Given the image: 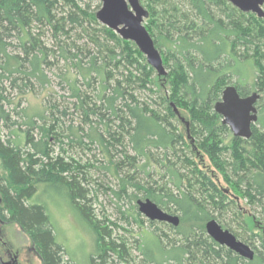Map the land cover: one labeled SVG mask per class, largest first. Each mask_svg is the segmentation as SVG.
Returning <instances> with one entry per match:
<instances>
[{
    "label": "trees",
    "instance_id": "1",
    "mask_svg": "<svg viewBox=\"0 0 264 264\" xmlns=\"http://www.w3.org/2000/svg\"><path fill=\"white\" fill-rule=\"evenodd\" d=\"M139 3L148 14L144 27L163 67L169 69L165 94L149 88L154 71L135 45L98 23V0H0V165L5 175L0 223H14L27 234L41 264H75L56 240L46 206L32 200L43 187L51 188L59 202L80 215L75 202L84 197L74 176L80 167L59 157L53 161L49 140L65 137L81 144L84 136L103 152L104 170L124 175L118 182L121 192L127 187L139 190L143 200L179 218L177 227L166 224L177 238L170 240L155 231L149 239L144 237L138 247L140 264H264V17L241 13L226 0ZM118 68L126 75L118 77ZM51 69H60V84L75 100L73 110L87 132L73 120L61 126L66 109L60 111L54 104L48 107L49 114L43 109L35 117L14 109L15 116L26 120L12 121L6 83L21 95L35 92L36 85L43 90ZM232 81L239 97L248 96L252 88L262 94L249 139L233 137L214 111ZM80 85L91 94L81 91ZM142 92L154 93L158 103L149 98L148 104L141 99ZM175 110L187 116L180 122L182 132L168 121L178 119ZM2 129L10 135L5 137ZM61 138H56L60 144ZM202 155L225 188H219L193 159ZM133 175L141 178L135 182ZM133 198L130 214L140 224L136 211L140 199ZM233 198L246 200L253 213L241 212ZM225 208L234 210L241 235L234 233L236 221H226ZM210 220L248 245L253 259L212 241L204 231ZM91 229L97 254L86 255V264L90 259L91 264L105 260L106 252L121 258L117 249L121 245L106 243L97 227Z\"/></svg>",
    "mask_w": 264,
    "mask_h": 264
},
{
    "label": "rangeland",
    "instance_id": "2",
    "mask_svg": "<svg viewBox=\"0 0 264 264\" xmlns=\"http://www.w3.org/2000/svg\"><path fill=\"white\" fill-rule=\"evenodd\" d=\"M93 8H95L94 4L91 10ZM144 23L145 19L143 24ZM122 65L124 66L125 64ZM59 70L60 69H51L46 71V75L49 78V84L46 85L43 90L36 85L37 88H34L35 92L33 93L27 91L25 94L21 95L17 89H11L8 86V83H6L7 98L11 103L10 105H7V109L11 113L12 121H17L19 124L26 120V118L19 117L20 115L15 116V112H13L14 109L16 112L22 111V113L28 117H35V115L41 113L43 109H46L49 114L48 107L54 104L58 106L60 111L63 108L66 109V116L62 117L60 120L62 122L61 126H67L69 122L73 120L74 126L79 125L83 127L85 132L88 131L87 126H84V124L81 123L79 114L75 113L73 110L72 104L75 100L68 97L67 87L60 84ZM164 70L168 74L167 77H157V73L153 70L154 73L151 78L155 77L152 79L154 85L152 84L153 86H150L149 88H151L154 93L158 91L157 89H160V92L164 94L168 93L167 91L169 90L171 79L167 66H164ZM122 73L123 69L118 68L116 75L119 77ZM133 74L138 77L136 72H133ZM122 75H126V72ZM233 84L234 81L228 86H233ZM80 86L81 91L91 94V89H87L82 85ZM249 86L250 85H248L247 88L250 90L251 88H249ZM252 92L258 93L260 97L262 96V94L255 88H252L247 95ZM154 93L153 95H149L148 92H142L144 96H142L141 99L148 102V104H150V99L157 102ZM258 101L259 103H256L257 115L259 114L258 105L263 103V100ZM15 105H17V107H15ZM175 111L179 121L177 118L168 121L172 125L177 126L182 132L183 128L181 127L180 122L183 121L182 117L187 118V116H185L182 110ZM49 118L51 121L52 117L50 115ZM91 121L94 122L96 120L91 117ZM2 133L6 137L10 132L2 129ZM35 133L34 138L37 139L38 137ZM63 136H65V134H63ZM81 137V144H78L76 140L73 142V140L66 139L65 137H52L49 140L51 158L53 161L59 157L64 163L71 165L72 167H80V169L75 172V175L73 174L76 177V184L81 189V194L84 197L82 200L75 202V204L80 206L82 210H80V215L71 207V205L59 202L61 201L59 194L53 192L51 188L43 187L40 189L38 193L34 195L32 201L46 206L50 222L54 228L56 240L65 247L68 256L75 264H86V255L92 256L93 254H97H95L94 234L91 225L99 229L102 236H104V241L106 243H113L118 247L120 245L122 246L121 249L117 248L121 258L113 252H106V259H97L94 261L95 264H140L142 256L138 247L142 242L146 241L144 237L149 239V236L152 235L154 231L167 235L170 240L177 237L173 234V231L166 226V224L152 222V225H150L149 221L142 215L137 217V219H140V224L133 221L131 216V214H133V212L131 213V209L135 205L133 197L136 196L138 199L143 200V194L139 190H135L131 187H127L121 192V190H119L120 185L118 182L124 175L113 176L111 171L104 170L103 167L107 165V161L106 158H104L103 152L96 143H91L84 136ZM56 138H61L62 144L58 143ZM225 142L228 144V140ZM188 143L189 141L186 142L187 145ZM116 149L120 150L119 147H116ZM185 155H187V151H185ZM117 158L119 159L117 160L118 162H120V160L122 161V157ZM223 158L227 160L229 154H223ZM193 159L196 163L201 164L200 167H203V170L207 172L219 188H225L221 176L210 164L207 157L202 155L201 159L198 156H195ZM124 169H126V167ZM4 177L5 175L0 165V190L4 187ZM133 177H135V175H133ZM139 178H141V176H138L137 178L135 177L134 181L137 182V179ZM156 179L157 177L152 181H156ZM112 192L119 193L120 198H117ZM229 198L232 199L231 196ZM233 200L235 201L234 204L241 212L247 213L250 211L253 213V208H250L246 204V200H242V198H233ZM0 206H2V199ZM122 214H124V217ZM222 214L226 215V221L237 220L234 210L225 208L222 210ZM233 225L235 226L234 233L241 235L242 232H240L241 230L238 231L239 226L237 225V221ZM0 262L10 264H41L29 237L14 223H0Z\"/></svg>",
    "mask_w": 264,
    "mask_h": 264
},
{
    "label": "water",
    "instance_id": "3",
    "mask_svg": "<svg viewBox=\"0 0 264 264\" xmlns=\"http://www.w3.org/2000/svg\"><path fill=\"white\" fill-rule=\"evenodd\" d=\"M101 4L95 13V18L104 27L113 31L120 39L131 42L144 56L146 63L159 76H165L160 53L144 27V19L148 14L140 5L139 0H98ZM241 13H250L258 18L264 17L262 6L264 0H226ZM259 94L251 93L239 97L233 86H227L222 91L220 101L214 106V111L222 118V124L227 126L233 137L249 139L251 126L257 121L256 103ZM176 112V111H175ZM1 204V199H0ZM138 212L150 222H158L177 227V215L168 214L148 199L136 201ZM206 235L216 244L223 246L238 256L252 260L253 250L246 244L236 240L227 230H223L215 220L204 224ZM2 264H10L3 263Z\"/></svg>",
    "mask_w": 264,
    "mask_h": 264
},
{
    "label": "flooded vegetation",
    "instance_id": "4",
    "mask_svg": "<svg viewBox=\"0 0 264 264\" xmlns=\"http://www.w3.org/2000/svg\"><path fill=\"white\" fill-rule=\"evenodd\" d=\"M252 93H253V92H252ZM250 94H251V93H250ZM250 94H249V95H250ZM0 263L2 264V262H0Z\"/></svg>",
    "mask_w": 264,
    "mask_h": 264
}]
</instances>
